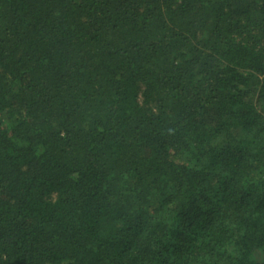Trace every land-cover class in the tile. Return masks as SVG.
I'll list each match as a JSON object with an SVG mask.
<instances>
[{"label": "trees", "instance_id": "trees-1", "mask_svg": "<svg viewBox=\"0 0 264 264\" xmlns=\"http://www.w3.org/2000/svg\"><path fill=\"white\" fill-rule=\"evenodd\" d=\"M0 264H264V0H0Z\"/></svg>", "mask_w": 264, "mask_h": 264}]
</instances>
